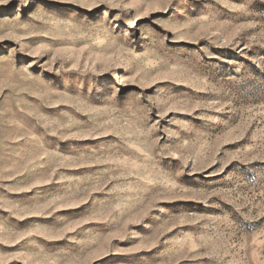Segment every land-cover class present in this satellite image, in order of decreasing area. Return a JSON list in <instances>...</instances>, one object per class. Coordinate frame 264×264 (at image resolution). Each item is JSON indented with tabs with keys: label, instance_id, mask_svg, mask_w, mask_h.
I'll list each match as a JSON object with an SVG mask.
<instances>
[{
	"label": "rangeland",
	"instance_id": "1",
	"mask_svg": "<svg viewBox=\"0 0 264 264\" xmlns=\"http://www.w3.org/2000/svg\"><path fill=\"white\" fill-rule=\"evenodd\" d=\"M0 264H264V0H0Z\"/></svg>",
	"mask_w": 264,
	"mask_h": 264
}]
</instances>
